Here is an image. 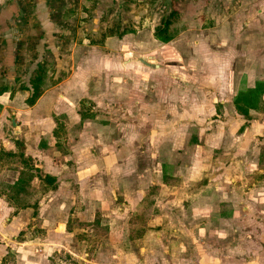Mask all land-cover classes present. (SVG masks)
<instances>
[{
    "label": "crops",
    "instance_id": "1",
    "mask_svg": "<svg viewBox=\"0 0 264 264\" xmlns=\"http://www.w3.org/2000/svg\"><path fill=\"white\" fill-rule=\"evenodd\" d=\"M59 1L0 0V129L11 122L13 133H0V264H133L134 257L159 264L160 233L137 251L128 247L130 219L152 183L151 159L160 177H206L188 195L184 214L171 215L178 264H264V109L251 110L247 120L235 106L240 91L264 83V0ZM169 16L177 33L162 42L155 28ZM24 19L41 31L30 61L21 58L26 44L16 37ZM114 25L128 28L120 43L114 36L99 42ZM45 61L63 73L29 105L31 79ZM23 64L32 66L29 73H19ZM205 64L244 67L239 76L190 73L188 66L198 71ZM141 65L178 70L154 77L163 88L177 81L182 103L190 92L200 109L224 112V119L192 124L194 149L173 151L168 161L159 142L140 131L149 119L151 104L144 102L152 77L134 76ZM135 98L143 115L117 122V109L134 113ZM28 169L37 174L36 190L47 186L46 175L55 182L21 207L4 185ZM169 203L176 208L178 200ZM80 233L95 246L80 249Z\"/></svg>",
    "mask_w": 264,
    "mask_h": 264
},
{
    "label": "rangeland",
    "instance_id": "2",
    "mask_svg": "<svg viewBox=\"0 0 264 264\" xmlns=\"http://www.w3.org/2000/svg\"><path fill=\"white\" fill-rule=\"evenodd\" d=\"M62 2V0L58 2L59 7H61ZM176 28H178V26L172 29L175 35L177 33ZM18 29L19 33H17L16 37L19 40L20 47L24 43L26 44V48H24L23 51L20 50L22 52L21 58H25V60L27 59L28 61H30L31 58L37 57L36 53H34V51H31V47L32 42L36 43L40 39V27L34 19H24L21 23H18ZM112 36H114V45H118L120 43L119 36ZM210 43L212 44H210L212 47H214L215 45V47L219 48L218 43ZM49 67L50 75H62V68H56V66L54 65H50ZM119 67L120 69H118V71L123 70L121 69V66ZM188 67H190V73H194L195 76H239V70H241V68H243L244 66L205 64L198 71L193 68L194 66ZM31 69V65L23 64L19 70V73H29V70ZM195 72L197 73L195 74ZM173 74H181V72H178V70H176L172 71L170 74L167 71H154L153 69L148 68L145 65H141L139 68H136L134 70V76H152L149 81V96H147V98L145 97L144 102L146 104H151V107L147 110L142 109L139 106L135 107V102L137 100V98H135L133 102V114L127 115L121 108L117 109V112L114 113V119L117 122H124L130 119L134 120L136 118V120H139L138 117L143 115V111L146 110L147 115L149 116V119H147L148 121L145 120V124L147 127L140 131L144 132L146 137L148 136L150 138V142H153L154 139L159 142V147L162 151V155L165 159H167V161L170 158V155H172L173 151L180 153L181 151L186 150V152H189L194 149L193 144L194 140L197 138V130L195 129V125L192 124H198L216 119H224V112L222 111L217 112V114H219L220 116L217 117L214 111H211L210 109L207 110V107L204 109H200L199 98H195L193 95H190V92H187L186 98H183L184 101H186L185 104L182 103V99H178L177 81L174 82V85L171 88L170 86L167 88H163L161 86L165 81L163 79H160L159 77H154L173 76ZM118 76H126V74L124 72H118ZM195 100H197V102ZM180 107H182V110L178 112ZM8 118L10 117L8 116ZM157 118L160 120L159 122H162L161 127L156 126V124L154 123V120H156ZM7 127H5L3 130L0 129V133L3 132L5 134L12 135L13 133L11 122L9 123V125H7ZM141 142L142 141H140V143ZM153 152L154 151H152L151 153ZM151 161L150 174L152 183L149 188L146 189L145 197H148L147 200L143 199L145 201L142 200V202L140 203L141 206L145 202L147 206L142 209V221H134L133 224H131L134 226L136 231L141 230V232L139 234L136 233L135 236L130 239L131 241L128 247L129 249L133 248L137 251L138 247L143 243V239L145 237H155L156 234L160 233L163 237L164 249L160 251L159 264H178V225L170 223V220L172 218L171 215H173L174 213L182 215L184 214L183 204H188L191 192H193V190H196L197 187L200 188V183L203 180H206V177L205 174L199 176L193 174L192 179L188 178L187 183H184V178L170 177L169 175H167L169 176L167 179H163L162 176L160 177V172L156 170L160 167L157 163H153V159H151ZM190 164L191 163L188 161V165ZM198 165H200V161L195 162V166L197 167ZM163 184L173 187L168 186V188L166 189V187L164 186L166 191H163ZM175 200H178V203H176V208L171 209L167 207L169 202L174 203ZM157 216H160L162 218L161 221L157 220ZM202 221H204V224H206L205 220H201V222ZM152 225H155V227H153ZM84 239L85 233H80L78 235V242L80 243V245L78 244V247H80V249L91 248V246H95L93 242H89L88 240ZM114 244L123 246L120 242H114ZM167 248L169 249V251H166ZM134 258H131L133 264L135 261L136 264H143L140 257Z\"/></svg>",
    "mask_w": 264,
    "mask_h": 264
},
{
    "label": "trees",
    "instance_id": "3",
    "mask_svg": "<svg viewBox=\"0 0 264 264\" xmlns=\"http://www.w3.org/2000/svg\"><path fill=\"white\" fill-rule=\"evenodd\" d=\"M173 16L163 19L160 24L155 28L154 35L157 39L162 42H169L175 37L171 29L173 23ZM128 31V28L121 30L120 26H114L113 28H108L106 32L102 33L99 38V42H104L108 36L117 35L121 37ZM51 64L48 61L40 63L36 70V74L31 79L32 95L27 99L29 105H33L42 93L50 86L56 83L54 76L50 75L49 69ZM235 106L238 113L242 114L245 119L251 120L253 117L250 114L251 110H263L264 109V83L258 82L253 88H247L239 92L236 100ZM2 155L4 152L0 151V160H2ZM34 169V168H33ZM37 175L31 169L20 171V175L13 185L5 184L4 186L9 189L8 194L10 198L16 203V205L25 207L28 206L32 200L38 195V199L48 190V187L54 185L55 179L52 176L46 175L44 178L47 186H40L37 188L31 187L32 181ZM169 176L163 174V179H167ZM148 197H144L147 200ZM143 200V201H145ZM147 205L144 202L141 205L136 214L131 218L130 223L133 224L135 221H142V209ZM130 236L129 239L139 234L141 230H135L134 226H130Z\"/></svg>",
    "mask_w": 264,
    "mask_h": 264
},
{
    "label": "water",
    "instance_id": "4",
    "mask_svg": "<svg viewBox=\"0 0 264 264\" xmlns=\"http://www.w3.org/2000/svg\"><path fill=\"white\" fill-rule=\"evenodd\" d=\"M147 63H149L150 65L156 66L155 60L153 59L149 60Z\"/></svg>",
    "mask_w": 264,
    "mask_h": 264
}]
</instances>
